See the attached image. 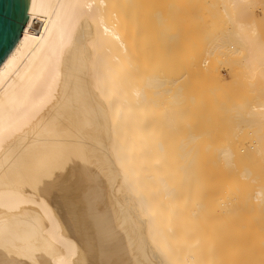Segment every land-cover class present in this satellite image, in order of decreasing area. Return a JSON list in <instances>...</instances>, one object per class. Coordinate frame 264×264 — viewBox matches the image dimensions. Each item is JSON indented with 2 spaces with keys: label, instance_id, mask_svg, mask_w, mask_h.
Returning <instances> with one entry per match:
<instances>
[{
  "label": "bare ground",
  "instance_id": "6f19581e",
  "mask_svg": "<svg viewBox=\"0 0 264 264\" xmlns=\"http://www.w3.org/2000/svg\"><path fill=\"white\" fill-rule=\"evenodd\" d=\"M136 1L31 0L30 17L23 34L0 66V264L193 263L189 250L186 254L178 251L177 244L180 239L177 238L178 233L176 234L175 231L177 227L173 228V225L179 222L173 223L174 221L169 219L181 210L177 209V207L181 208L177 203H167H170L169 197L172 194H177L174 193L176 190L171 184L174 182L171 181L172 177L175 176H169L175 165L169 172L164 143L162 144L159 134L152 132L159 122L167 121L169 126L166 129H172L176 119L171 110L178 111L181 108L178 109L176 106L175 100L178 97L175 98L177 94L169 88L171 85L165 88L168 96L166 95L165 102L162 100V104L157 103L152 108H148L153 103L148 102L150 104L148 106L147 101L141 100L144 93L141 78L136 73L138 69L135 68L139 64L137 49L143 46L133 44L134 39H130L129 31L126 32V28H122L126 23V16L137 10ZM214 1L212 6L216 3L221 6L218 8L224 12L221 13L226 17L223 19L228 26L227 31L225 29L224 32L220 31L223 32L221 34L223 46L230 48L229 51L231 50L230 52L235 56L238 54L241 57H238L241 62L234 63L244 65V70L249 69V72H246L247 77L251 75L252 78L253 75L258 74L260 78L259 80L256 75L254 76L257 78V81L254 79L255 83L259 80V84L255 85L258 87L256 91L253 90L256 93L253 102L248 105V101L251 100L249 99L244 103L248 106L246 113L244 107L238 113L236 111L240 110L239 108L231 109L237 114L244 111V114L233 115L237 118L242 117L241 120L248 124L237 125L241 120L238 119L239 122L234 120L231 115L233 112L227 111L231 115L230 118L233 117V120L237 121V123L233 121L236 127H247L246 129L252 131L250 133L256 137L255 140L258 138L261 140H257L258 143L254 141L255 144L248 149L256 148L258 151L262 149L263 153L262 150L259 152L264 154V0ZM215 6L217 9V5ZM222 14L219 17L222 18ZM152 18L155 20V17ZM35 22L40 25L38 29L33 26ZM209 42L213 49L211 40ZM211 49L208 48L209 51ZM207 61L208 58L204 63L207 64ZM243 75L248 82L249 77ZM186 78L184 77L185 81ZM168 80L164 79L163 85L172 83ZM190 82H187L188 85ZM242 82L246 83L245 80ZM251 83L252 80L248 85L254 87V82ZM247 92L249 95L252 94V91ZM164 107L171 108L169 113L164 111ZM192 140L189 139L188 142ZM259 144H262V148ZM194 145L196 146V143ZM192 147L191 149L194 148ZM172 151L175 149H171L170 152ZM221 152H223L222 157L227 156L226 159L235 155L231 147L224 149L223 146L219 153ZM185 153L186 156L189 155L187 151ZM196 153L198 155L197 151ZM239 153L240 150L237 154L240 155ZM236 157L238 159L240 156ZM206 158L208 160V157ZM230 160L234 161L231 158ZM164 161L167 165H164ZM180 166V170L185 168L183 165ZM198 169L200 171V168ZM163 171L169 177L163 175ZM183 180L181 181L184 183ZM201 188L200 186V190H203ZM205 191L207 192V189ZM55 192L59 194L68 212L75 218L77 227L75 232L65 230L56 213L57 208L51 202L52 194ZM229 194L233 195V192H228ZM256 194V202L263 201V191L259 190ZM195 197L198 198L197 195ZM197 198L193 199L198 200ZM166 204L171 206L175 204V207L169 208L173 211L175 209V215L170 211L167 212L168 210L164 211ZM207 216L203 218L207 219ZM172 219L177 222V218ZM195 255L194 253L193 256Z\"/></svg>",
  "mask_w": 264,
  "mask_h": 264
},
{
  "label": "rangeland",
  "instance_id": "374dc122",
  "mask_svg": "<svg viewBox=\"0 0 264 264\" xmlns=\"http://www.w3.org/2000/svg\"><path fill=\"white\" fill-rule=\"evenodd\" d=\"M135 3L137 5L136 6L137 10L130 12L129 15L126 16V23H125V25H122V28H124V29L126 28V32L129 31L128 34L131 37L130 39H134L133 44L143 46L142 48L137 49V54H138L137 57H138L139 64H138L137 68H135L136 70L138 69L136 71V73L141 78L140 79L141 87L143 88V93H144V96L141 98V100H143L144 102L147 101V103L149 102L150 104L153 103L152 105H150L148 103V106L149 105L151 106L148 108H152L154 104H157V103L160 104L161 102L163 103V101L164 102L166 101L164 99L168 96L167 95L168 93L166 94L165 88L167 89V87L169 85H171V86H169V88L173 89V93L177 94V95H175V98L178 97L177 98L178 100L177 99L175 100L178 104V105L176 104V106L178 109H179V107L182 109V110L180 109L181 111L178 109H177L178 111H176V110H171L170 107H164V111L169 113L168 111L171 110L172 114L175 116L176 122L173 123L174 124L173 125L174 130H173V128L172 129L171 128L166 129L169 126V123L166 121L165 123L164 122L157 123L158 125L156 124L157 126L152 131V132L156 133V135L159 134V136L161 137L160 140H162L161 141L162 144L164 143V149H166L165 150V152H166L165 157H168V161H169L168 164L170 167V168L168 167L170 169V171L169 170L168 171L171 172V169L175 165L174 166L175 168L172 169V173H169V172L168 173L170 174L169 176H171V177H172V175L175 176V177H172L173 180H171V181H174V182H172L171 184H172V187H174V189L176 190L174 193H177V194H174L175 196L172 194L169 197L170 203L169 202H167V203L168 204H173V203L176 204L177 203L178 206L179 205L181 206V208L176 206L177 209H181L178 213H176L180 219H178L177 215L174 216L175 219L177 218L176 219L177 222H175V220L172 219L174 217H169L170 220L174 221V222L172 221L173 223L179 222L178 223L179 225L178 224L173 225V228H174V226L177 227V229L176 230L174 229V230L176 231V234L178 233L177 234L178 236L176 235L177 238L180 239V242H179L180 244L179 243L177 244L178 248H179L178 251H180V252L183 251L182 253L186 254L188 252L187 250H189L190 254L192 255L193 263L195 260L194 264H196V263L197 264H247V263L248 264H262V263L264 264V246H262L264 244V241H263L264 240V232H263L264 231V221H263V219H264V199H263V201L257 200V202L255 199V197L257 196V194H256L257 191L260 190V191H263V193H264V166H263L264 165V154H262L263 153L262 149H260V150H262V153H260L259 152L260 150L258 151V149H256V148L253 150L248 149V147L251 148V146H253L255 144V142L258 143L259 141H257V140H260V139L258 138L257 140H255L256 137L254 136L253 133H250L252 131H249V129L248 130L246 129L247 127H243V126H241L240 128L236 127L239 124L243 125V124H248V123L243 122L241 120V119H243L242 117L241 118L234 117L235 115H239V114H242L244 112V111H242L239 114H237L239 111L242 110L243 107H244L243 110L245 109V113H246V109L248 108L247 104L250 105L249 103L253 102V99H255L256 93L253 92V90L256 91L255 89L258 88L257 86L255 87V85L259 84L260 78L257 76L258 74L257 75L255 74L256 77L259 78L258 83H255V81H257V78L254 77L255 75H253V77L250 78L251 75L248 74V75H250V77L249 76L248 77L252 80V83L254 82L253 86L255 88L251 87L252 85H248V83L251 82V80H249V78L247 77V73H246V72H249L248 71L249 69L247 68L246 70H244L243 69L244 65H241V63L240 64L238 63L239 65L235 64L237 61L241 62V59H240L241 57L238 56V54H236L237 56H235L234 53L230 52L231 50L229 51L230 48L223 46V42H222L223 38H222L221 34H223V32H224L223 29L226 30L228 26L226 25L227 23L225 24V22H224L225 19H223V18H226L222 14L224 12L220 11L221 8H218L221 6H218L217 3L215 4V5H217V9H216L215 5L212 6V4L215 3L214 0H189V1L188 0L187 1L186 0H143V1L137 0ZM138 3H139V5H138ZM212 7H214V9ZM138 9H139V11H138ZM213 11H214V13H213ZM152 12L153 13L155 12V13L153 14ZM220 13L223 15L222 18L219 17V16H221ZM152 17H155V20ZM220 18L223 19V21ZM219 20H220V22H219ZM214 21L215 22L218 21L219 23L216 22L217 23L216 24ZM166 23L168 24V26ZM33 26L36 29H38L40 25L35 22L33 24ZM164 26H165V28H164ZM220 31H223V32H220ZM166 38H168V40H165ZM209 39L212 42L211 45L213 44L212 45L213 49H211V46L209 45L210 44ZM139 41H141L142 43ZM178 42H180V43H178ZM207 46H209V47H207ZM208 48L211 50L209 51ZM173 49H175V51H172ZM214 49L215 50L218 49V50L215 51ZM227 49H228V51H227ZM176 51H178V53H176ZM208 51H209V53H207ZM211 51H215V52L211 53ZM216 52L219 53V55ZM168 53H170V55ZM220 53L223 55L220 56L221 55ZM228 53H229V55H228ZM231 54H233L234 56ZM180 55H181V57H178ZM218 56L221 58H219ZM231 57H233V58H231ZM236 57L237 58L240 57V58L237 59ZM195 58L197 59V61ZM207 58H208V61H207V64H205L206 62L204 63V61H206ZM143 59L145 60V62H143L144 61ZM165 61H166V63H165ZM175 61H177V62H175ZM231 62L232 63L235 62V63L232 64ZM164 64H167V65H165L166 67L164 66ZM187 64H189V65H187ZM140 65H141V67H140ZM145 66H147L146 69H145ZM230 66H232V67H230ZM183 68H185V69L183 70ZM161 71L163 73H161ZM184 71H185V73H184ZM243 74H246V77L248 78V82H247V79L245 78V75H243ZM177 77H178V80L179 79H181V80L178 81ZM184 77L185 78L187 77L186 81H185ZM240 77H241L242 81L245 80L246 83L242 82ZM163 78L167 79V80L169 79L173 84L172 83L171 84L166 83L163 85V83H164ZM225 79H226V81H225ZM254 79H255V81H254ZM187 82L188 83L190 82V84L188 85ZM160 83H161V85H160ZM191 84H193V85H191ZM172 85H173V87H172ZM174 85L176 88L174 87ZM161 86H163V87H161ZM186 88H188V89H186ZM248 88L249 89L251 88V89L249 90ZM234 89H236V90H234ZM247 91H250V92L252 91V94L250 93V95H249ZM163 92H165V93H163ZM161 94H163V96ZM180 99H181V101H180ZM249 99H251V100H249ZM247 100H249L250 102L248 101L247 104H244L247 102ZM184 101H186V102H184ZM192 101H193V103H192ZM186 103H187V105H186ZM237 108H239L240 110H238ZM231 109L238 110V111H236L237 113H234L235 111L233 112V110H231ZM227 110L229 112H233V113H231V115L235 114V115H233V117L235 118L234 120H237L238 122L241 120V122L237 123V121L233 120V117L230 118L231 115H229ZM150 111L152 112V110H150ZM200 116H203V117H200ZM238 119H240V120H238ZM233 121L235 123H237V125H235V123ZM248 126H250V125H248ZM155 129H157V130L155 131ZM223 130H224V132H223ZM238 131L241 132L242 134L239 133ZM188 132H189V134H188ZM237 133H239V135ZM236 134H237V136H236ZM250 134H252V136H254V137H252ZM189 135H191L192 137ZM220 135H221V137H220ZM232 135H234V136H232ZM256 135H257V133H256ZM185 137H187V138H185ZM225 137H227V138H225ZM180 138H183V139H180ZM178 139H179V141H178ZM189 139H191V140L193 139L192 142L190 141L191 143L188 142ZM176 140H177V142H176ZM195 143H196L197 147L194 145ZM204 143H206V144H204ZM186 144H188L187 147H186ZM219 145H220V147H219ZM261 145H260V147H261ZM176 146H177V148H175ZM211 146H212V149H211ZM223 146H224V149L227 147H231L235 151L234 157L232 155L233 158L232 157L227 158V159H229L228 160L229 162L231 161L230 158L232 160H234V161H231V163H229V162L227 163V161H226L227 159L225 158V157H227L226 155H225V157H222L223 152L219 153L222 150ZM191 147L193 149H191ZM214 148H216V149H214ZM171 149H175V151H172V153H171L170 152ZM176 149H177V151H176ZM181 149H182V151L184 149V151L183 152L180 151ZM190 150H192V151L188 152ZM207 150H209V151H207ZM239 150L241 151V153H239L240 155L237 154ZM185 151H187V154L190 155V156L187 155L188 158L185 155L186 154ZM196 151L198 152V155H197ZM243 151L244 152L246 151L245 153L246 154L249 153V155H245V153ZM207 153H208V155H207ZM171 155L173 156V158H171L172 157ZM210 155H211V158H209ZM219 155H221V156H219ZM236 156H240V157L242 156L241 157L242 159L240 157H239L240 159L239 158L237 159ZM206 157H208V160ZM185 158H187V159L184 160ZM212 158H213V160H212ZM179 159H181V160H179ZM237 160H238V162H237ZM261 160L263 163L261 162ZM182 161H185V162L183 163ZM196 161H197V163H196ZM214 161L216 162V164ZM163 163H164V165H167L166 161H164ZM180 165H183L185 168L184 169L182 168L180 170L179 169V167H181ZM227 165L230 168H228ZM194 166H196V167H194ZM232 166H233V168H232ZM198 168H200V171H202L201 174H200V171ZM197 169H198V172H197ZM202 169H206V170H202ZM245 170H246V172H245ZM193 171H196V173ZM212 171H216V172L212 173ZM226 171L229 173H227ZM230 171L231 172L233 171V172L231 173ZM206 172H208L210 175ZM162 173H163V175L164 174L166 175V173H164V171ZM198 174L200 177L197 176ZM228 174H230V175H228ZM169 176L166 175V177H169ZM190 176H192V177H190ZM182 177H184L183 178L184 180L182 179ZM198 179H199V181H198ZM205 179L206 180L208 179V181H206ZM242 179H243V181H242ZM181 180L185 181L184 183H186V184H184ZM188 180L190 181V184H188L189 183ZM193 180L195 181L196 184L194 183ZM203 180H205V181H203ZM180 181L182 182V184H184L183 186H182ZM199 182H200V185H199ZM207 183H208V185H206ZM173 184L175 186H173ZM255 184H257V186ZM187 185L189 186V188ZM192 185H194L196 188ZM200 186L202 188L205 186L203 188L204 191L200 190ZM255 186H256V188H255ZM217 187L220 189H218ZM230 187H231V189H230ZM198 188H199L200 192H199V190H197ZM206 189H207V192L205 191ZM212 190H214V191H212ZM228 190H230V191H228ZM227 191L230 193L232 191L234 196L231 194L228 195ZM239 193H241V194H239ZM177 195H179V196H177ZM196 195L198 196V198L195 197ZM221 195H223V196H221ZM173 196H174V198H172ZM192 196H194L193 198H195V199L197 198L198 200L193 199ZM229 196L231 199L229 198ZM171 200H173V201H171ZM209 200H211V201H209ZM51 202H52L53 206L55 208H57L55 210H56V213H57L59 219L61 220V223H62L64 229L75 232L77 227H76V224L74 221H76V220L68 212V210L64 204V201L61 199V197L59 196V194L57 192L52 194ZM248 202H249V204H248ZM186 203H187V205H186ZM200 204H202V205H200ZM174 205H172V206L167 205L166 206L167 209L165 208L164 211L166 212L168 210L167 212L170 211V213H172V215H175L176 211L174 208L173 209L175 212L172 210V208H171V210H169L170 206L175 207ZM182 205H183V207H182ZM185 205H186V207H185ZM241 205H242V207H241ZM253 205H254V207H253ZM206 206H207V208H206ZM248 206H250V207H248ZM208 208H209V210H207ZM249 208H251V209H249ZM182 212H183V214H182ZM244 212H246V213H244ZM202 214H204V216ZM210 214L212 216H210ZM179 215L180 216L182 215V216L180 217ZM183 216H185V217H183ZM202 216L203 217L207 216V219L203 218ZM205 219L207 221H205ZM194 221H195V223H194ZM220 222H221V224H219ZM261 222H263V223H261ZM215 223H217L218 225ZM251 223H253V224H251ZM191 224H192V226H190ZM207 224H210V225H207ZM214 224H215V226H214ZM209 226H210V228H208ZM178 227H180V228H178ZM211 227H213L214 230ZM181 229L185 232L188 231L187 234L189 236L185 232H183ZM203 231H205V232H203ZM179 232H181V234L184 233L182 237H181V234ZM192 236H193V239H192ZM213 236H215V238ZM203 237H204V239H203ZM211 237H213V238H211ZM198 239H200V240H198ZM182 241L184 244L182 243ZM212 242H214L213 245H212ZM215 243H216V245H215ZM181 245L184 247L186 246L185 248H187V249H185ZM220 246H221V248H220ZM191 247H193V249ZM225 247H227V248H225ZM208 248L210 250H208ZM213 248H214V250H213ZM183 249H185V250H183ZM231 249H232V251H231ZM215 250H217L218 252ZM192 251H193V253H192ZM261 251H263V253ZM194 253L196 254L195 256H193ZM228 257H230V258H228ZM218 259H219V261H218ZM258 259H260V260H258ZM221 261H223V262H221ZM193 263H191V264H193Z\"/></svg>",
  "mask_w": 264,
  "mask_h": 264
},
{
  "label": "water",
  "instance_id": "95a60500",
  "mask_svg": "<svg viewBox=\"0 0 264 264\" xmlns=\"http://www.w3.org/2000/svg\"><path fill=\"white\" fill-rule=\"evenodd\" d=\"M31 0H0V66L19 42L29 21Z\"/></svg>",
  "mask_w": 264,
  "mask_h": 264
}]
</instances>
